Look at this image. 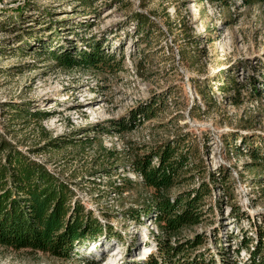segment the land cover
I'll return each mask as SVG.
<instances>
[{
  "label": "rangeland",
  "instance_id": "rangeland-1",
  "mask_svg": "<svg viewBox=\"0 0 264 264\" xmlns=\"http://www.w3.org/2000/svg\"><path fill=\"white\" fill-rule=\"evenodd\" d=\"M84 1L0 0V140L66 182L103 236L68 259L0 247V264L158 257L156 237L167 238L157 211L144 212L151 192L132 161L178 138L196 178L171 197L199 183L211 194L200 223L167 242L199 236L195 252L213 264L248 263L264 244V164L252 158L264 157V0ZM92 44L112 69L51 56L94 54Z\"/></svg>",
  "mask_w": 264,
  "mask_h": 264
},
{
  "label": "trees",
  "instance_id": "trees-1",
  "mask_svg": "<svg viewBox=\"0 0 264 264\" xmlns=\"http://www.w3.org/2000/svg\"><path fill=\"white\" fill-rule=\"evenodd\" d=\"M85 2L84 0H80ZM145 24L142 23L141 26ZM84 53L77 57L53 54L52 58L62 67L70 69L75 62L85 68L99 69L109 67L112 59L99 53ZM79 60V61H77ZM116 68H120L116 65ZM221 87L223 90L226 87ZM203 96L205 92L200 91ZM143 108L139 116L151 118L153 109ZM44 115V114H41ZM121 129L125 128L120 125ZM185 139H175L151 147L149 151L138 154L132 161V170L142 177L144 186L151 192L152 201L144 212L157 211L161 231L166 238L176 235L184 227L200 223L206 213L204 199L210 196L211 189L205 183L192 185L171 197L173 186L195 180V167L190 163L189 149H185ZM252 158L264 157L253 153ZM156 160V164L152 162ZM216 185V178H211ZM69 185L58 179L41 163L32 161L27 155L0 140V247L14 251L28 250L42 252L58 259H68L77 254V247L95 242L103 236L100 224L91 213L84 212L81 204L73 201ZM139 219V216L136 217ZM264 233H258L261 241ZM167 239L157 240V255L172 264H213L211 255L195 252L201 244L199 236L194 240L170 245ZM241 238L240 248H248ZM219 250V251H218ZM248 250V249H247ZM218 253L227 248L219 247ZM237 250L236 253H238ZM148 256L146 264H157L158 257ZM244 264H264V244L250 252V259Z\"/></svg>",
  "mask_w": 264,
  "mask_h": 264
},
{
  "label": "bare ground",
  "instance_id": "bare-ground-1",
  "mask_svg": "<svg viewBox=\"0 0 264 264\" xmlns=\"http://www.w3.org/2000/svg\"><path fill=\"white\" fill-rule=\"evenodd\" d=\"M146 249H147V248H144V249H143V252H142V255H143V256L140 257L141 255L139 254L140 256H138V257L136 258L137 260H144L145 257H147V255H145V251H146Z\"/></svg>",
  "mask_w": 264,
  "mask_h": 264
},
{
  "label": "built area",
  "instance_id": "built-area-1",
  "mask_svg": "<svg viewBox=\"0 0 264 264\" xmlns=\"http://www.w3.org/2000/svg\"><path fill=\"white\" fill-rule=\"evenodd\" d=\"M142 179V177H140Z\"/></svg>",
  "mask_w": 264,
  "mask_h": 264
}]
</instances>
